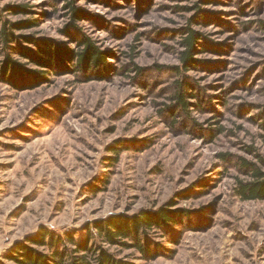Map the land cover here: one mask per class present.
I'll return each instance as SVG.
<instances>
[{"label":"rangeland","instance_id":"1","mask_svg":"<svg viewBox=\"0 0 264 264\" xmlns=\"http://www.w3.org/2000/svg\"><path fill=\"white\" fill-rule=\"evenodd\" d=\"M69 1L0 0L3 20L37 22L14 51L0 41V67L16 64L0 76V264L88 230L121 264H264V201L236 192L243 161L264 172V0H74L76 22ZM84 40L106 64L76 67ZM46 42L64 50L49 68L29 56ZM163 210L176 223L140 233L143 251L95 228Z\"/></svg>","mask_w":264,"mask_h":264},{"label":"trees","instance_id":"2","mask_svg":"<svg viewBox=\"0 0 264 264\" xmlns=\"http://www.w3.org/2000/svg\"><path fill=\"white\" fill-rule=\"evenodd\" d=\"M74 3V0H70L67 5L72 22L81 20V12L77 9ZM9 10L16 14H21L27 12L28 7L26 5L9 7ZM36 26V21H26L13 24L3 20L2 15L0 14V41L4 44L5 50L14 51L11 44L18 42L14 35L15 31ZM71 26L75 27L74 23H72ZM66 32H68V28L66 29ZM26 39H29V42H35L31 38ZM199 40L200 35L195 31H189L187 37L183 40L182 44L185 51L181 53V61L186 71L187 67H192V64L195 62L194 56L198 51L200 44ZM41 46L38 47L37 52L30 51L31 54L29 56L34 62L39 63L40 66L49 68L63 49H53L51 45L47 44V42L43 43L44 47ZM81 46L83 47V50L76 53V67L79 68V70L86 65L89 69L91 66L99 67L101 64H106L105 54L99 51L90 40H84L81 43ZM11 65L16 64L7 58L3 66L0 67V76L2 74V76L6 78L9 69L14 68L11 67ZM175 99L182 105V107H188L185 103V93H178L175 96ZM223 158L227 159V156L224 155ZM242 166L244 169L251 172L252 179L247 183L242 181L238 182V187L236 188L237 196L243 202H263L264 172L246 161L242 162ZM175 223V217L170 216L167 211L163 210L157 214L142 212L130 220H124L122 217H112L96 224L95 228L97 229L98 234L110 245L122 244L121 240L131 239L137 241V247L143 251V247L138 241L140 233L152 230L154 227H159L160 225H175ZM91 236L92 233L88 230V238L81 242H77L71 236H67V239H62L61 237H57L45 231L40 234V238L36 243L45 246L52 252V256L47 258L41 254H32L33 252L27 250V253H20L26 260V262L23 260L22 262L23 264H121L120 262L115 261L105 250L96 248L93 245L91 246L90 243L93 241ZM47 239L48 241L46 242ZM65 243L73 245L75 249L72 251L69 250Z\"/></svg>","mask_w":264,"mask_h":264}]
</instances>
